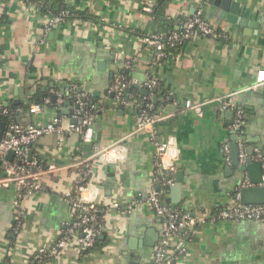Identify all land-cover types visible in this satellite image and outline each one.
I'll return each instance as SVG.
<instances>
[{"label": "crops", "instance_id": "obj_1", "mask_svg": "<svg viewBox=\"0 0 264 264\" xmlns=\"http://www.w3.org/2000/svg\"><path fill=\"white\" fill-rule=\"evenodd\" d=\"M155 1L66 0L72 16L47 32L48 15L39 8L23 0H0V104L23 107L16 110V120L25 125H46L61 116L68 126L73 103L68 101L65 113L57 110L61 106L52 96L65 97L76 83L98 107L91 142L67 131L62 142L58 135L46 134L32 145L39 164L55 169L44 174L42 192L25 201L28 215L19 234L14 232L15 186L0 187V264L6 259L10 264H32L36 250L64 234L71 208L63 195L79 181H86L82 195L102 210L104 231L93 250L79 253L69 244L51 264L149 263L161 228L154 207L144 198L151 188L162 192L161 181L167 184L168 177L158 176L155 140L138 131L143 114L165 116L157 124L156 140L170 141L174 182L177 175L182 180L180 202H174L171 185L163 201L197 220L180 233L185 251L176 253L174 264H264V220L211 216L234 203L242 187V173L224 150L232 131L246 150L254 148L256 158L264 153V99L255 94L263 86L254 87L257 70L264 68V0H238L243 9L236 13L217 0H170L167 14L177 29L181 20L201 10L229 37L198 36L160 62L153 47L142 40L147 33L166 29L157 28L148 10ZM84 11L91 17L78 14ZM120 76L127 84L126 94L135 95L138 105L111 97ZM151 78L158 80L156 86L148 85ZM37 92L41 110L30 114L28 99ZM219 98L231 105L221 108ZM186 100L204 103L203 116L186 110ZM117 141L122 158H97L91 177L81 182L85 168L79 163L93 155L94 146Z\"/></svg>", "mask_w": 264, "mask_h": 264}, {"label": "built area", "instance_id": "obj_2", "mask_svg": "<svg viewBox=\"0 0 264 264\" xmlns=\"http://www.w3.org/2000/svg\"><path fill=\"white\" fill-rule=\"evenodd\" d=\"M24 2L31 4L38 10L33 3L34 0H26ZM148 10L152 12L153 7H148ZM71 16L72 12L66 4V7L62 8L57 14L48 15L45 24L46 31H50L56 24L65 22ZM198 36L217 40L220 38L227 39L229 34L222 29L212 26L203 16V12L199 10L195 15L181 20L179 29L161 33H148L142 37V40L146 45L153 47L155 59L157 62H160L167 57L169 49L182 46ZM1 60L2 55L0 54V62ZM157 84L158 80L155 78H151L148 82L150 87ZM126 86L127 84L124 82L123 77H120L116 79L111 90L116 93L120 102L126 105H133L135 102L125 97L124 89ZM260 86L264 87V68L258 69L256 73L254 87ZM77 87L75 84L70 85L67 88V92L68 94L71 93V95H68V97L61 96L56 102V106H62L66 101L72 102L69 96L73 98L74 111L71 114V119L74 122H71L68 126L63 125V118L61 116L56 117L51 123H47L46 125L37 122L25 125L15 120L6 126L5 134L0 141V158L3 160L2 169L3 173L6 172V175L0 174V187L15 186L14 232L16 234L20 233L28 215V207L25 201L42 192L44 189L42 181L44 174L49 172V170L55 169L54 166H50L49 170L42 167L35 155H33L31 160H28L29 153L32 151V145L46 134H56L59 137V142H62L67 131L80 134L84 143L91 142V125L97 115L98 107L96 104L90 103L88 94L84 89ZM217 101L223 109L231 105L227 99L219 98ZM203 106L204 103L202 102H192L191 100H186L185 102V109L194 111L198 116H203ZM1 107L4 106L0 104ZM16 110L20 112L23 110V107ZM40 110L41 105L39 104H31L28 108L30 114H38ZM2 112L7 114L8 109L4 107ZM164 118L165 116L161 114L140 115L138 131H146L155 140L157 165L167 175V184L172 185L174 184L176 164L174 157L170 154V141L164 138L156 140L157 124ZM239 122L240 120L238 119L236 126H239ZM121 149L122 144H120V141L112 142L105 146H94L93 155L79 163V165L85 168L81 182L91 177L93 161L97 158L108 160L122 158ZM239 149L240 159L245 161L247 156L245 146L239 143ZM9 150H14L15 152V158L12 162L4 160ZM224 150L227 160L230 161L229 143L224 146ZM248 186H251V183L249 177L246 175L242 182V187ZM83 187L84 185H81L79 181L72 192L68 191L64 193V199L69 203L71 208L69 220L65 223V232L51 246L41 247L35 251L33 258L37 264H51V259L55 254L69 244H74V248L79 253L91 251L95 248L99 237L104 231V216L101 214L102 210L97 203L86 199L82 195L81 191ZM235 199L234 203L226 205L211 216L221 220L233 221L264 220V204H243L240 201L239 192L236 194ZM144 201L154 207L161 228V238L154 248L153 255L148 264H174L176 253L182 254L185 251L183 239L178 238L180 233L183 230L193 228L197 220L188 211L163 205L160 192L154 188L150 189ZM114 206L119 207V204L116 202ZM174 240L177 241L174 242ZM7 254L9 257L11 248H9ZM45 257H48L50 261L47 260L45 262ZM5 264H10L8 259H6Z\"/></svg>", "mask_w": 264, "mask_h": 264}, {"label": "water", "instance_id": "obj_3", "mask_svg": "<svg viewBox=\"0 0 264 264\" xmlns=\"http://www.w3.org/2000/svg\"><path fill=\"white\" fill-rule=\"evenodd\" d=\"M218 2H222L223 8L228 9L229 11L236 13L241 12L242 7L240 6V2L238 0H217ZM230 19L231 16L228 15ZM256 95L261 96L264 99V87L257 90L255 92ZM116 93L113 91L111 93V97H115ZM58 97L56 95L52 96V100L57 102ZM70 105L68 101L64 102L61 107H58L57 110L63 111L65 113H69V110L65 107ZM123 107V106H122ZM58 115V114H57ZM57 117V116H56ZM72 123L74 120L71 121ZM6 131V123L0 121V141L2 140ZM232 139L229 141L230 146V157L233 166H237L242 173L243 182L244 177L247 175L249 177L251 186L241 187L239 190L240 193V201L243 204H264V153L261 158L255 157V151L253 147L247 148L246 159L242 161L240 159V149H239V137L236 134V131H232ZM243 140V138H242ZM33 157V151L29 153L28 160H31ZM15 158L14 150H9L4 158V160L12 162ZM3 160L0 158V166H2ZM6 175V172L3 173ZM182 180L177 175L174 184L171 185V192L173 196L174 202H180L182 197V188H181ZM163 205H168L167 202L163 201Z\"/></svg>", "mask_w": 264, "mask_h": 264}, {"label": "trees", "instance_id": "obj_4", "mask_svg": "<svg viewBox=\"0 0 264 264\" xmlns=\"http://www.w3.org/2000/svg\"><path fill=\"white\" fill-rule=\"evenodd\" d=\"M23 1H26V0H23ZM33 3H34V5H36L37 8H39V11L41 13L47 14L49 16L57 14L62 8L66 7V4H67L66 0H34ZM169 3H170V0H156L154 2L153 11H152V17L154 19V23H156L158 25V27H157L158 29L160 27L161 28L162 27L166 28L163 31H161V30L160 31H156V33L168 32V31H171V30H177V28H178V27H176L177 25H176L175 21L173 19H171L170 16L167 14V9H168ZM78 14L81 17H86V18H90L91 17V15L86 13L85 11L84 12H79ZM1 19H2V16H0V20ZM147 34H145L144 36H146ZM171 51H172V48L168 50V53L171 52ZM120 77L122 78V76H120ZM74 84L77 85L78 87H80L78 84H76V83H74ZM72 94H73V92H72ZM124 94H125V97L128 100L136 102L137 97L135 95L133 97L128 96L126 94V92H125V89H124ZM68 95H71V93L68 94V92H67V94H65V97H68ZM69 99H71L72 103H73V98L71 96H69ZM28 101H29L28 105H27L28 107L31 104H39V105L42 104L41 95L38 92L34 93L33 95H31V97L28 99ZM90 103L94 104L93 101L92 102L90 101ZM138 103L139 102H136L135 106L138 105ZM3 108L4 107L0 108V121L5 122L6 126H7L12 121L16 120L17 112H16V108L6 107L8 109V113L4 114L2 112ZM97 113H98V111H97ZM37 159H38V161H41L39 156L37 157ZM158 170H159V172H158L159 178H162V179L165 178V177L167 178V175L165 174L164 171H162L159 167H158ZM2 173H3V169H2V166H0V174H2ZM161 182L164 185L163 186L164 189H163L162 192H160V196H161V198H163V196L165 194H167V192H168L169 184H164V181H161ZM85 183H86V181L83 182L81 185H84ZM164 191H165V194H164ZM44 260H45V262L47 260L50 261V259L48 257H45ZM32 264H37V262H36V260L34 258H33V263Z\"/></svg>", "mask_w": 264, "mask_h": 264}]
</instances>
